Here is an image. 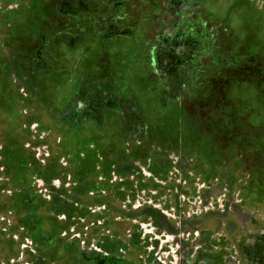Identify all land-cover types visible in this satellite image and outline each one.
<instances>
[{"label": "rangeland", "instance_id": "obj_1", "mask_svg": "<svg viewBox=\"0 0 264 264\" xmlns=\"http://www.w3.org/2000/svg\"><path fill=\"white\" fill-rule=\"evenodd\" d=\"M264 234V0H0V264H252Z\"/></svg>", "mask_w": 264, "mask_h": 264}, {"label": "trees", "instance_id": "obj_2", "mask_svg": "<svg viewBox=\"0 0 264 264\" xmlns=\"http://www.w3.org/2000/svg\"><path fill=\"white\" fill-rule=\"evenodd\" d=\"M245 254L252 264H264V234L259 235L256 242L245 249Z\"/></svg>", "mask_w": 264, "mask_h": 264}]
</instances>
